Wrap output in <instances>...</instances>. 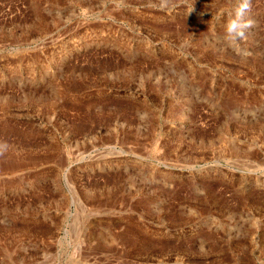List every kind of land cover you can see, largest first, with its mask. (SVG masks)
Masks as SVG:
<instances>
[{
	"label": "rangeland",
	"instance_id": "1",
	"mask_svg": "<svg viewBox=\"0 0 264 264\" xmlns=\"http://www.w3.org/2000/svg\"><path fill=\"white\" fill-rule=\"evenodd\" d=\"M235 5L0 0V264H264V0L228 44Z\"/></svg>",
	"mask_w": 264,
	"mask_h": 264
},
{
	"label": "clouds",
	"instance_id": "2",
	"mask_svg": "<svg viewBox=\"0 0 264 264\" xmlns=\"http://www.w3.org/2000/svg\"><path fill=\"white\" fill-rule=\"evenodd\" d=\"M193 8L190 10V12ZM252 0H236V5L224 25L223 40L228 44H233L247 39V33L252 29L256 21L251 16ZM247 55V52H243Z\"/></svg>",
	"mask_w": 264,
	"mask_h": 264
}]
</instances>
